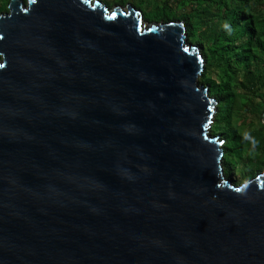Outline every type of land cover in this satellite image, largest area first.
I'll list each match as a JSON object with an SVG mask.
<instances>
[{
    "label": "water",
    "instance_id": "95a60500",
    "mask_svg": "<svg viewBox=\"0 0 264 264\" xmlns=\"http://www.w3.org/2000/svg\"><path fill=\"white\" fill-rule=\"evenodd\" d=\"M205 64L132 4L11 0L0 264H264V171L227 176Z\"/></svg>",
    "mask_w": 264,
    "mask_h": 264
},
{
    "label": "trees",
    "instance_id": "16d2710c",
    "mask_svg": "<svg viewBox=\"0 0 264 264\" xmlns=\"http://www.w3.org/2000/svg\"><path fill=\"white\" fill-rule=\"evenodd\" d=\"M10 2L0 0V14ZM128 4L148 21L185 23L205 58L200 82L218 100L211 133L225 140L227 176L234 171L239 184L264 171V0H108L111 7ZM245 132L258 142L254 153Z\"/></svg>",
    "mask_w": 264,
    "mask_h": 264
},
{
    "label": "clouds",
    "instance_id": "9594fccd",
    "mask_svg": "<svg viewBox=\"0 0 264 264\" xmlns=\"http://www.w3.org/2000/svg\"><path fill=\"white\" fill-rule=\"evenodd\" d=\"M223 27H224V29H225L229 34H231L232 29H231V26H230L228 23H225V24L223 25ZM243 139H244L246 142H249V143L251 144V149H250V151L254 153L255 150H256V148H257V146H258V142L255 141V140L251 137L250 133H247V132L244 133V135H243Z\"/></svg>",
    "mask_w": 264,
    "mask_h": 264
},
{
    "label": "rangeland",
    "instance_id": "374dc122",
    "mask_svg": "<svg viewBox=\"0 0 264 264\" xmlns=\"http://www.w3.org/2000/svg\"><path fill=\"white\" fill-rule=\"evenodd\" d=\"M101 1H103L104 3H107L108 4V0H101ZM152 2L153 1H155V2H160V1H162V0H151ZM145 8L146 7H144V10H145ZM263 121V120H262ZM261 172H263V171H261Z\"/></svg>",
    "mask_w": 264,
    "mask_h": 264
}]
</instances>
